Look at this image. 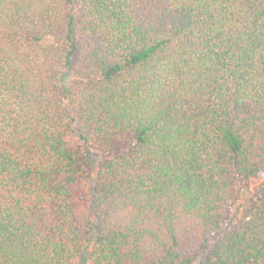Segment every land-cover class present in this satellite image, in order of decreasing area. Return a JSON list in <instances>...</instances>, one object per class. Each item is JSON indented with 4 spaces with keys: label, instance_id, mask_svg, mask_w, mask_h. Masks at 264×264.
Segmentation results:
<instances>
[{
    "label": "trees",
    "instance_id": "trees-1",
    "mask_svg": "<svg viewBox=\"0 0 264 264\" xmlns=\"http://www.w3.org/2000/svg\"><path fill=\"white\" fill-rule=\"evenodd\" d=\"M82 254L264 264V0H0V264Z\"/></svg>",
    "mask_w": 264,
    "mask_h": 264
},
{
    "label": "rangeland",
    "instance_id": "rangeland-1",
    "mask_svg": "<svg viewBox=\"0 0 264 264\" xmlns=\"http://www.w3.org/2000/svg\"><path fill=\"white\" fill-rule=\"evenodd\" d=\"M91 158L95 160L97 158V155L92 152ZM71 191L79 217L82 220L94 218V211L92 204L93 176H89L78 180L71 187ZM72 264H87L86 254H82V256L75 259Z\"/></svg>",
    "mask_w": 264,
    "mask_h": 264
}]
</instances>
